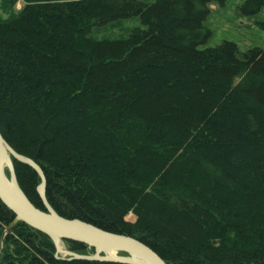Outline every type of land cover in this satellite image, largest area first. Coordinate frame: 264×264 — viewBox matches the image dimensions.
Here are the masks:
<instances>
[{"label":"trees","instance_id":"1","mask_svg":"<svg viewBox=\"0 0 264 264\" xmlns=\"http://www.w3.org/2000/svg\"><path fill=\"white\" fill-rule=\"evenodd\" d=\"M22 1L0 21V133L42 169L54 211L167 264H264V50L200 49L210 6L228 0ZM135 17L143 28L127 39L90 36ZM12 164L46 211L38 173ZM0 264L117 263L59 257L0 201Z\"/></svg>","mask_w":264,"mask_h":264},{"label":"water","instance_id":"2","mask_svg":"<svg viewBox=\"0 0 264 264\" xmlns=\"http://www.w3.org/2000/svg\"><path fill=\"white\" fill-rule=\"evenodd\" d=\"M12 159L34 169L41 178L37 192L46 211L36 208L20 190ZM4 162L8 163L10 179L6 176ZM46 177L42 169L32 160L19 155L0 133V201L16 216V222H23L64 242L85 245L95 251L92 256L74 255L70 259L89 262H108L117 264H167L148 246L133 238L109 233L79 220H67L59 216L46 199ZM107 251L123 254L122 257L106 255ZM102 254H104L102 256Z\"/></svg>","mask_w":264,"mask_h":264},{"label":"rangeland","instance_id":"3","mask_svg":"<svg viewBox=\"0 0 264 264\" xmlns=\"http://www.w3.org/2000/svg\"><path fill=\"white\" fill-rule=\"evenodd\" d=\"M156 0H146L152 4ZM247 0H228L225 6L212 4L210 15L205 22V27L211 31L212 37L201 50L213 49L221 46L224 42H231L238 46L240 52L245 54L250 50L259 48L264 50V30L256 26V22H264V10L255 16L244 15L241 8ZM22 0L15 7L10 5L9 0H0V21L15 16L23 8ZM143 28L141 20L137 17L122 20L104 27H94L90 36L99 41L127 39L135 29ZM6 176L10 179L8 168ZM128 220H134L132 216ZM69 245L62 241V248L56 246L57 255L61 258H71L76 255L71 252ZM114 256L112 253H106ZM104 254H102L103 256ZM116 257H122L116 254Z\"/></svg>","mask_w":264,"mask_h":264},{"label":"bare ground","instance_id":"4","mask_svg":"<svg viewBox=\"0 0 264 264\" xmlns=\"http://www.w3.org/2000/svg\"><path fill=\"white\" fill-rule=\"evenodd\" d=\"M8 166H9L8 163L4 162V168H8ZM54 241H55L57 247L62 248V241L59 238L55 237ZM106 253H112V254H114V256H112V257H116V253H114L112 251H107Z\"/></svg>","mask_w":264,"mask_h":264}]
</instances>
